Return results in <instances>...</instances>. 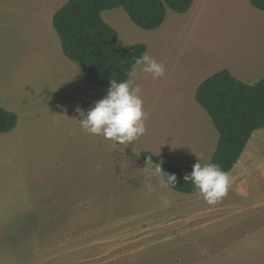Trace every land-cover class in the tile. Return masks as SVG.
I'll use <instances>...</instances> for the list:
<instances>
[{
	"label": "rangeland",
	"instance_id": "obj_1",
	"mask_svg": "<svg viewBox=\"0 0 264 264\" xmlns=\"http://www.w3.org/2000/svg\"><path fill=\"white\" fill-rule=\"evenodd\" d=\"M66 1L0 0V107L18 118L0 136V264H264V161L263 172L231 178L210 206L159 187L140 157L209 163L217 135L195 90L221 70L246 84L264 75V12L249 0H193L186 14L167 11L160 28L145 31L121 9L104 11L118 48L144 44L165 68L153 79L133 67L146 132L116 146L76 121L75 109L86 113L108 89L86 82L60 51L51 19ZM132 182L142 184L135 207L125 196Z\"/></svg>",
	"mask_w": 264,
	"mask_h": 264
},
{
	"label": "trees",
	"instance_id": "obj_2",
	"mask_svg": "<svg viewBox=\"0 0 264 264\" xmlns=\"http://www.w3.org/2000/svg\"><path fill=\"white\" fill-rule=\"evenodd\" d=\"M193 0H67L52 16V29L62 55L73 63L83 78L93 86L109 89L110 80H127L136 59L146 52L141 43L118 48V34L102 19L104 11L121 9L136 27L153 31L162 26L167 11L186 14ZM256 10L264 12V0H249ZM195 102L209 117L217 141L210 158L230 173L239 161L254 132L264 129V75L254 84H246L228 70H221L196 88ZM17 115L0 107V134L13 131ZM141 159L161 164L162 170L176 176L172 191L197 195L191 182L183 177L192 168L162 161L142 151Z\"/></svg>",
	"mask_w": 264,
	"mask_h": 264
},
{
	"label": "clouds",
	"instance_id": "obj_3",
	"mask_svg": "<svg viewBox=\"0 0 264 264\" xmlns=\"http://www.w3.org/2000/svg\"><path fill=\"white\" fill-rule=\"evenodd\" d=\"M135 64L141 66L140 71L153 79L163 78L165 75L164 65L147 53L136 59ZM127 76V80L120 82L110 80L107 95L86 113L79 107L75 109L80 117L79 120H75L83 132L100 136L116 146L129 145L145 134V121L148 115L143 107L142 88L134 80L137 72L132 70ZM154 173L159 177V187L164 189L170 185L175 187L176 176L163 172L161 164H154ZM183 179L186 183L191 182L196 194L210 206L218 204L227 195L231 186L228 172L211 162L202 166L199 158L193 165L191 173L185 174ZM145 187L148 192L154 191L150 183ZM161 202L166 207L171 204V201L164 197Z\"/></svg>",
	"mask_w": 264,
	"mask_h": 264
},
{
	"label": "crops",
	"instance_id": "obj_4",
	"mask_svg": "<svg viewBox=\"0 0 264 264\" xmlns=\"http://www.w3.org/2000/svg\"><path fill=\"white\" fill-rule=\"evenodd\" d=\"M94 87H97V86H94ZM97 88L104 89V88H100V87H97ZM95 89L96 88H92L91 91L93 93H97L96 91L99 90V89H96V91H95ZM98 97L99 96H97V99H98ZM92 100L97 101L96 98H93ZM49 108L51 110L54 109L55 112L62 113L61 111H59L58 105L56 104V101H53V105L50 106ZM83 110H84V108H83ZM55 112H54V116L56 117V119H55L56 121L59 120V119H57V117H60V118L63 117V114H61L60 116H57ZM84 112H85V110H84ZM24 121H25V119L23 121L20 120V123H19V125H18V127L16 129V130H18V134L20 132L25 133V131H26L27 127H28L27 124ZM47 127L50 128V125L48 124V125L44 126V129L47 128ZM63 127H70V126L61 125V128H63ZM52 131L55 133L58 130L56 128H52ZM259 132L260 131H256V132H254L252 134L250 141L248 142V144H247L244 152L242 153V155L240 157V160L234 166V168L232 169V171L229 173L230 178H232V179L233 178H236V180H237L239 178H242V175H244L245 172H248L250 174L251 173L252 174H255V173L263 172V168H262L263 165H262V163L264 161V150L263 149H260V147H262L263 136L260 135ZM1 135H5V134H0V136ZM256 139H259V141H255ZM130 181H132V180H130ZM234 184L236 185V188L235 189L240 190L239 191V194H240L241 190H244V186H243L242 181L241 182H236L235 181ZM140 185H142V184L140 183L138 185V187H137L132 182L131 186L128 187L127 190H126L128 193L125 194V196H126V198H128L131 201V204L134 202V205H132L133 207H135V205L137 203L136 200L139 198L138 197L139 194L136 192V190L141 189V186ZM138 207H140V205H138Z\"/></svg>",
	"mask_w": 264,
	"mask_h": 264
}]
</instances>
